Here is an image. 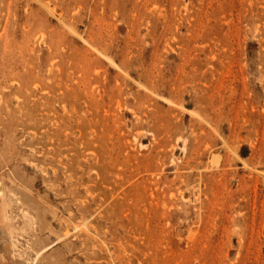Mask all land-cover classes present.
Listing matches in <instances>:
<instances>
[{
  "label": "rangeland",
  "instance_id": "obj_1",
  "mask_svg": "<svg viewBox=\"0 0 264 264\" xmlns=\"http://www.w3.org/2000/svg\"><path fill=\"white\" fill-rule=\"evenodd\" d=\"M0 190V264H264V0H0Z\"/></svg>",
  "mask_w": 264,
  "mask_h": 264
},
{
  "label": "bare ground",
  "instance_id": "obj_2",
  "mask_svg": "<svg viewBox=\"0 0 264 264\" xmlns=\"http://www.w3.org/2000/svg\"><path fill=\"white\" fill-rule=\"evenodd\" d=\"M99 51V50H98ZM112 64H113V60H112ZM115 64V63H114ZM116 65V64H115ZM3 194V192L0 190V195H2Z\"/></svg>",
  "mask_w": 264,
  "mask_h": 264
}]
</instances>
